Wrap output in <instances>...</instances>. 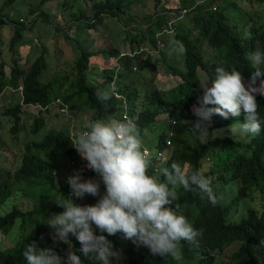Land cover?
Listing matches in <instances>:
<instances>
[{
    "label": "trees",
    "instance_id": "trees-1",
    "mask_svg": "<svg viewBox=\"0 0 264 264\" xmlns=\"http://www.w3.org/2000/svg\"><path fill=\"white\" fill-rule=\"evenodd\" d=\"M16 1L3 0L0 5V49L3 44L1 32L6 25L11 27L13 33L10 51L28 42L24 34L33 29L35 22L42 21L55 27L56 24L52 23V20L57 18V14L51 11V3L60 1L62 8L71 17L78 21L86 19V11L80 6L74 7L77 0H23L28 16L33 18V23L30 24L29 20L24 25V19H21V22L16 21L6 12ZM146 1H85L91 3L90 8L94 16L92 20H87L86 26L81 24L83 32H80L77 40L73 42L77 50V77L67 92L64 90L66 81H41L49 67L45 59L48 52L43 51L29 70L19 66L18 58L11 68L10 76H7L6 64L1 60L3 53L0 50V94L23 87L22 104L19 102L9 105L4 112V117L14 123L5 124L4 120H1V128L10 130L14 136L12 143L18 144L15 137L27 127L24 126L20 130L21 124L25 122L20 116L23 113L34 119L30 130L34 136H38L45 126V121L41 118L43 115L36 117L24 111L23 107L36 104L46 106L55 103L57 99L62 101L63 105L66 104L65 107H69L72 112L82 110L85 113L89 109L95 119H119L123 111L117 95L120 96L121 102L124 104L125 100L128 105L132 120L141 130L144 145L150 150L153 169L170 168L173 162H177L183 168L188 165L189 171H201L211 180L218 203H210L207 196L202 197L198 189L185 191L178 186L175 201L179 205L178 211L186 215L194 228L202 232L198 245L182 242V260L176 261L171 257L153 256L147 248H137L131 241L124 240L120 234L108 236L103 233L111 242L113 250L121 254L119 264H218V256L236 243L239 248L227 264H264V203L258 204V207L256 205L259 200L264 201V96H256L261 132L255 137L242 136L239 133L214 135V131L222 127H231L237 122L244 123L246 114L243 109L240 117L229 116L224 119L218 115L214 116L206 135L192 133V125L196 119L190 117V113L183 118V122L190 127L187 131L183 128L184 132H177V127H174L172 122L167 123L164 131L160 130L158 133L157 128L161 122L159 116L168 115L170 119L178 120L177 114L202 96L201 88L204 85L201 72L210 83L215 78L216 67L237 68L243 81L248 80L251 83L254 69L248 57L256 50L264 51V0H245L261 11V14L255 17L250 13L251 9L244 4V0H178L177 9H166L162 4L163 0H152L155 8L160 10L158 13L141 19L140 23L135 22L138 15H125L134 6L141 3L144 6ZM77 7L79 9L76 12ZM106 16L117 18L123 29L134 24L135 31H124L125 43L131 44L129 55L121 56L122 52L117 44L118 49L103 52L106 58L116 59V62L114 61L115 65L113 63L114 67L104 71L103 82H99L93 76V70H90V61L101 57L91 51L93 42L82 39L89 38L90 30H98L107 20ZM101 34L103 35V32ZM118 38L113 40L117 41ZM30 44L35 45L33 41ZM242 44L244 49L241 48ZM141 48L146 50L140 52ZM133 52L135 55L132 56ZM152 52L158 53L155 61L150 58ZM133 65H136L135 69L144 71L147 68L154 72H157V68L159 72L165 70L178 77L179 82L172 90L162 92L152 85L151 78V83L147 85L149 88H144L142 94V90L134 83ZM258 84L259 81L252 86ZM142 96L144 99L140 105L138 100ZM171 131L174 133L171 138L174 144L173 154L170 160L161 162L160 153L165 149L167 136ZM151 132L158 134L152 138L150 146L146 145L145 140ZM72 139L71 131L48 132L42 139L27 144L25 150L22 151L21 148L17 151L21 166L13 175L4 170L6 178L0 176V233L13 244L12 248L0 249V264H26L22 251L26 243L33 241L39 249H51L62 259L65 258L68 243L55 238L49 232L51 227L47 225V218L64 211L52 200L58 198L61 193L66 197L70 196L68 183L64 187L68 172L71 176L79 171L85 180L99 179L94 172L82 168L84 162L71 147ZM149 174H153L152 169ZM19 180L24 181V186L18 189L16 184ZM226 185L238 192L235 199L231 197L233 194L229 197L224 194ZM103 191L105 189L101 187V192ZM20 197L29 201L31 208L24 209L20 206L21 203L17 205ZM254 198H258L257 201ZM227 199L238 207L233 209V204L222 206L223 201ZM97 200L92 198L90 205H94ZM73 202L78 204L81 199H73ZM237 211L240 216L233 220ZM14 230L17 232L15 235L12 234ZM97 234L101 233L97 231ZM79 248L77 242L72 246V251L81 256L83 264H100L94 257H83Z\"/></svg>",
    "mask_w": 264,
    "mask_h": 264
},
{
    "label": "clouds",
    "instance_id": "clouds-1",
    "mask_svg": "<svg viewBox=\"0 0 264 264\" xmlns=\"http://www.w3.org/2000/svg\"><path fill=\"white\" fill-rule=\"evenodd\" d=\"M155 55L158 58V53ZM248 59L254 69L248 87L237 68H215V78L201 88L203 94L192 108L193 115L197 117L192 125L194 135L208 133L214 116L224 119L240 117L242 109L246 114L245 122L233 124L231 133L252 137L260 134L256 96H264V51L256 50ZM257 81L259 87H253ZM18 90L22 104L23 87ZM60 102L65 109L66 104ZM55 108L59 109V105L36 104L27 105L26 111L40 117ZM126 111L131 119H122ZM170 122L173 126L177 125V120L170 119ZM173 135L172 131L168 133L161 162L171 158L169 153L173 144L168 146L167 141H171ZM70 144L86 162L83 168L94 172L99 179L85 180L79 171L67 178L70 196L60 192L61 195L52 200L64 211L47 218V225L55 230V235L51 229L49 232L55 238L71 244V235L78 241V250L83 257H94L100 264H119L121 259V254L113 250L103 233L108 236L120 234L137 248H147L153 256L171 257L176 261L182 260V242L198 245L202 232L178 211L176 188L179 186L185 191L198 189L202 197L207 196L209 202L215 205L218 199L211 180L199 170L186 173L177 162H173L170 168L153 169L150 150L145 147L141 130L132 120L125 100L119 119H94L84 123L77 129ZM150 169L153 170L151 175ZM101 184L105 189L102 195ZM86 195H89L87 199L97 198V202L83 206L73 202V199L82 200ZM236 196L233 194L231 197L235 199ZM97 231L101 234L98 235ZM22 256L26 264H83L81 256L71 250L62 259L51 249H39L35 241L24 245Z\"/></svg>",
    "mask_w": 264,
    "mask_h": 264
},
{
    "label": "rangeland",
    "instance_id": "rangeland-1",
    "mask_svg": "<svg viewBox=\"0 0 264 264\" xmlns=\"http://www.w3.org/2000/svg\"><path fill=\"white\" fill-rule=\"evenodd\" d=\"M86 0H77L76 4H74L75 6H80L82 7L81 9H84V11H86V19H84L83 21H78L75 18L71 17L69 15V13L62 8V6L60 5V1L51 3V5L49 6L51 11L53 13L57 14V18L52 20V23L56 24V28L53 27L52 25H49L45 22L42 21H38L34 23V27L31 30H28L25 34H24V38L25 40H28V42L24 43L21 47L15 49L14 51H10L9 47H10V43H11V38L13 36L11 27L9 25H6V27H4L3 31L1 32V36H2V47H1V51L3 53L1 60H3L6 64L7 67H5V73L7 72V75L10 76L11 74V68L13 66V64H15V61H17L18 59V54L20 55V51L21 49H23V54H25V58L21 59V63H19V66L21 68H23L24 70H29L30 66L32 65V63L35 61L34 59L37 58L38 56H41L43 51L45 52H51V54L48 56L46 53V61L49 65L48 70L44 73V76L41 78V81H43L44 83H47L49 81L52 80H60V81H66V84L64 85V90L65 92H67L69 90L70 85L72 84V82L75 80V78L77 77V68H76V62H77V50L76 48L72 45L69 44L68 42L70 40H72L73 42H75L80 34V32H83L82 28H81V24L82 26H86L89 19H93L94 16V12L91 11L90 5L91 3H86ZM197 1H204V0H197ZM3 3V0H0V5ZM81 4V5H80ZM162 4L164 5V7L166 9H177L179 8V1L178 0H163ZM244 4L248 6L249 9H251L250 13L252 14V16H256L257 14H261V11L259 10V8L257 6H253L247 2H245L244 0ZM85 7V8H84ZM78 7L75 9L76 12L78 11ZM27 8L25 7V3L23 0H17L16 3L14 4V6H12L11 8L7 9V13L10 14V16L15 19L16 21H20L21 19H24L25 21L22 22L24 25H26L25 23L29 22L30 20V24L33 23V18H30V16H28L27 12H26ZM160 10L156 9L154 6V3L152 0H147L145 5L143 6L142 3L138 6H134V8H132L131 11H127L125 15L128 16H139L138 18H136L137 20H135V22L140 23L141 19H145L155 13H158ZM148 15V16H146ZM34 17V16H33ZM107 20L105 21V23L98 27V30L93 31L90 30L89 31V38H83L82 40H88L89 42H93L92 46H91V51H94L95 53L99 54L98 56L101 57L99 60V64H92V60L90 61V70L93 76L99 81V82H103L104 79V71L114 67L116 59H111V58H106L105 55H103V52L108 53V51L113 50V49H118V47H120V50L122 52L121 56H124L123 54H128L131 53V44L129 43V45L127 43H125V34L124 31H135V26L134 24H130L128 27H126L125 29H123L117 18L113 17V16H106ZM82 30V31H81ZM105 31V32H104ZM103 32V35L101 34ZM120 36V37H119ZM119 37V38H118ZM117 41L113 40V39H117ZM33 41V43L35 44L34 46H32L30 43ZM169 42V40H167ZM36 42V43H35ZM165 43H166V39H165ZM118 47H117V45ZM29 48V50H28ZM242 49H244V44H242L241 46ZM26 50L28 52H26ZM17 51V52H16ZM18 53V54H16ZM60 53L66 54L64 56V60H62V62L60 64H58V60L60 58ZM135 55V53H132V56ZM109 57L110 54H108ZM17 57V58H16ZM30 58V59H29ZM104 58V59H102ZM157 58V56L155 55V57H153L152 61H155ZM32 59L34 61H32ZM120 59V58H119ZM115 61V62H114ZM114 63V65H113ZM181 69H183L181 66H179ZM137 68L136 65L132 66V70L135 73V77H134V83L137 84L139 86V88L142 90V94L144 92V88H149V86H147L149 83H151V78H153L152 80V85L156 86L158 90L162 91V92H168L170 90H172L175 85L179 82V78L172 75L170 72H159V68H157V72L152 71L151 69L147 68V70H140L139 69H135ZM201 77H202V81H203V85L205 86V84L208 83V79L205 76V74L203 72H201ZM244 84L246 87H248L251 83L248 80L244 81ZM114 85V84H113ZM254 87V86H253ZM255 87H259V84ZM258 96V95H257ZM120 98V103L121 106L123 107L124 104L121 102V97ZM143 96L140 97V99L138 100V103H140V105H142L143 101ZM197 102H195L193 105L189 106L188 108L182 110L180 113L177 114L178 120L175 118V120H177V125L174 127L175 130L179 133L187 131L190 127L187 126L184 122H183V118L184 116L188 115L190 113V117H194L197 120V117H195L193 115L192 112V108L194 105H196ZM55 105H59V109L55 108L52 111L43 114V116H41V118L44 119L45 121V126L43 127V129L40 131V134L38 136H34L33 133L30 130V126H32L33 120L34 119H25L24 124H21L20 130L23 129L24 126H27L24 128L23 131H21L17 137H15L16 141L18 144L16 143H12L11 139L12 137H14L10 130H7L5 127H3L0 130V176L4 178L5 174H4V170H8L11 172V174L13 175V173L20 168L21 166V158L18 157L17 155V151L19 152L20 149L22 148V151L25 150V147L27 144H30L32 141L34 140H40L42 139L48 132H54L59 131V130H66L67 132H70L69 129L71 130V135L74 136L75 132L77 131V129H79L80 126H82L84 123H87L90 120H94L95 117L92 113V111L89 109H87L88 112H83L82 110L80 111H71L69 109V107H65V109H63V106L61 104L60 101H56ZM141 109V107H139V110ZM23 110L26 111L27 110V106L23 107ZM123 112V111H122ZM32 113V112H30ZM37 117V116H36ZM159 121H168L170 122V118L168 117V115H164V116H159L158 117ZM163 119V120H162ZM0 120H4L6 122H13V120H9L7 118H5L4 116L1 118ZM195 120V121H196ZM194 121V123H195ZM4 122L5 124H8ZM193 123V124H194ZM163 123L160 122V124L158 125L157 128H160V126ZM185 124V125H184ZM231 127H222L220 130H215L214 131V135L216 136H227L228 134H232L230 131ZM161 128L156 131H158V133L160 132ZM193 131V128H192ZM157 132H151L149 134V136L146 137V145L151 146L152 144V138L154 139L155 136L158 134ZM199 134V133H196ZM206 135V134H203ZM230 137L233 138L232 135H229ZM192 139V138H191ZM11 141V142H10ZM174 145V144H173ZM173 147L170 150L169 153V157L172 156L173 154ZM210 160V157H209ZM84 164L82 166L86 167V162L83 161ZM59 165L61 166V163H59ZM184 171L187 173L189 172V166L187 165L186 167L183 168ZM69 173V172H68ZM68 173L66 174L65 180H64V187L67 184V178L69 177ZM94 180H98V179H94ZM231 184V183H229ZM17 188H22L24 186V181L23 180H19L16 184ZM101 186L103 187V185L101 184ZM104 188V187H103ZM31 192V191H29ZM47 193L49 194L50 191H47ZM104 193V191L101 193V195ZM55 194H57V191H55ZM224 194L229 197L231 194H235L238 196V192L235 191L233 189V187H231L230 185H226L225 190H224ZM89 195L86 196V198H83L81 200V202H78L77 205H90L91 204V198H88ZM23 197H20L18 200V204H20L21 207H23L24 209H29L31 208V203L27 200H22ZM256 201L258 198H254ZM75 200V199H74ZM79 199L77 198L75 201H78ZM247 202V201H246ZM245 202V203H246ZM244 203V202H243ZM256 203V202H255ZM264 203V201L259 200L256 205L257 207L261 204ZM230 204H233V209L237 208L238 206L235 205L232 201H229V199L223 201L222 206L226 207L229 206ZM259 204V205H258ZM255 205V204H254ZM240 216V212L237 211L236 216L233 218V220H235L236 218H238ZM51 232L55 235V230L53 228H51ZM12 234H17L16 230H14L12 232ZM59 239V238H58ZM69 242L71 244H68L69 247L67 249L66 254L68 253L69 250L72 251V246L77 243L78 241L75 240L74 237H72L71 235H69ZM12 248L13 244H10V242L8 241V238L5 237L4 234L0 233V249L4 250L5 248ZM239 248V245L233 244L232 246L228 247L221 255L218 256V264H227L231 258V256L234 254V252ZM65 254V257H66Z\"/></svg>",
    "mask_w": 264,
    "mask_h": 264
},
{
    "label": "crops",
    "instance_id": "crops-1",
    "mask_svg": "<svg viewBox=\"0 0 264 264\" xmlns=\"http://www.w3.org/2000/svg\"><path fill=\"white\" fill-rule=\"evenodd\" d=\"M68 43L72 44L75 47V44L73 43L72 40H70ZM28 50H29V48H28ZM26 52H28V51L26 50ZM50 54H51V52H49L47 55L49 56ZM65 55L66 54L60 53V58H59V60L57 62L58 64H60L62 62V60H64V56ZM76 55H77V53H76ZM20 56L22 57V59H24L25 56H26L25 54H23V49H21L20 55L18 54V58H19L18 61L21 63V59H20L21 57ZM34 60L32 59V61H34ZM99 60H100L99 58L93 59L92 64H97L98 65L99 64ZM6 75H7V72H6ZM7 76H9V75H7ZM70 92H71V90H70ZM19 102H20V91L19 90H12V91L8 90L6 93L0 94V117L2 118L4 116V112L8 109L9 105H11V106L12 105H16ZM20 116L23 117V121H25L24 117H26L28 119H31V117H29L27 115H23V113ZM5 118L8 119V117H6V116H5ZM4 122H6V121H4ZM162 122H163V124L160 126V128H161L162 131H164L167 128V125L164 124L165 121H162ZM6 123H8V122H6ZM1 125H2V122L0 120V130L2 129ZM165 126H166V128L164 129ZM68 175L70 176V172L68 173Z\"/></svg>",
    "mask_w": 264,
    "mask_h": 264
},
{
    "label": "built area",
    "instance_id": "built-area-1",
    "mask_svg": "<svg viewBox=\"0 0 264 264\" xmlns=\"http://www.w3.org/2000/svg\"><path fill=\"white\" fill-rule=\"evenodd\" d=\"M145 50H146V49L141 48V49H140V52H143V51H145ZM155 54H156V53H153V52L150 53V56H151L150 58L155 57ZM145 57L147 58L146 55H145ZM125 118L131 119V118H130V115L128 114L127 111H126V112L123 114V116H122V119H125ZM167 145H168V146H171V145H172V142H171L170 140H168V141H167ZM160 157L164 158V153H160Z\"/></svg>",
    "mask_w": 264,
    "mask_h": 264
}]
</instances>
